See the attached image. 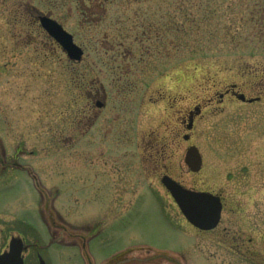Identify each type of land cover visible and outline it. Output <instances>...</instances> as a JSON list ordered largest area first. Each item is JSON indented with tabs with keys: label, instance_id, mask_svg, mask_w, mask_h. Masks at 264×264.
Masks as SVG:
<instances>
[{
	"label": "rangeland",
	"instance_id": "374dc122",
	"mask_svg": "<svg viewBox=\"0 0 264 264\" xmlns=\"http://www.w3.org/2000/svg\"><path fill=\"white\" fill-rule=\"evenodd\" d=\"M21 1L61 9L51 16L84 49L83 60L71 61L36 26L10 25L3 9ZM83 1L0 3V138L10 153L18 144L26 153L17 161L44 181L51 226L25 177L14 189L0 186V251L19 235L29 248L25 264H37V254L46 264H264V191H244L239 201L227 174L235 140L264 138V99L206 107L233 84L247 98L264 90V0H112L110 12L97 16L83 13ZM169 19L180 28L176 37L165 27ZM158 32L165 37L154 44ZM197 106L202 114L188 131L183 118ZM152 143L161 149L160 176L149 158ZM190 145L203 156L198 173L184 161ZM104 169L112 173L110 190L93 178ZM166 173L188 189H224L222 225L192 227L161 183ZM27 214L41 221H21ZM63 228L78 234V246L58 244ZM239 231L253 243L237 247Z\"/></svg>",
	"mask_w": 264,
	"mask_h": 264
},
{
	"label": "flooded vegetation",
	"instance_id": "af4514ba",
	"mask_svg": "<svg viewBox=\"0 0 264 264\" xmlns=\"http://www.w3.org/2000/svg\"><path fill=\"white\" fill-rule=\"evenodd\" d=\"M2 2V0H0V3ZM3 2H6V0H3ZM106 3V2H105ZM108 6V3H106ZM19 7L16 8H4L3 9V13L12 15L10 16V25L13 26H25L27 27V31L32 30L34 26H36V30L38 29L40 32H42L43 34H46L48 36V34L46 33V31L42 28L41 23H40V17L42 15H47L51 18H53L51 16V14L53 13H58L61 11V9H54L56 10V12L54 10H49L48 8L46 9V7L44 6H36V5H32V4H28L25 5L23 7V1L20 2ZM105 5V4H104ZM107 6H103V3H99V5H91L88 6L86 8H84L83 13H89V14H107L108 12H110L109 7ZM16 15V16H15ZM27 16H30L31 18V22L27 23L28 20H30V18H27ZM54 19V18H53ZM56 20V19H55ZM58 21V20H57ZM154 42V41H153ZM155 43V42H154ZM156 48V46H155ZM149 54V52L151 51L150 49L146 50ZM143 55V54H142ZM137 56V62L138 64L143 63L144 61V56ZM126 68L124 67V72H125V76L127 75L126 73ZM240 94H244L241 91V88H239L237 85L233 84L230 87L226 88L223 92H219L216 94V98H209L206 102V107H210L213 104H222L225 101H233V102H239L242 105H253L255 103L260 102L261 100L264 99V90H262L257 96H255L254 98H245V100H240L239 99V95ZM250 99H254V101L249 102ZM127 110V109H126ZM202 114V108H200V106L195 107L193 110L190 109L186 114L185 117L183 118V123L184 125H188V123L190 122V120H192L194 123L196 121V119ZM245 137V136H243ZM235 142V146H234V151H232V155L235 158L234 163L231 167H233L234 171H230L227 172L228 177L230 178V181H233V188L235 190L238 191L239 195H237V197L240 199L239 201H241V195L243 193V196L247 195L246 192L244 191H256V190H261L264 191V138L259 139L258 141L256 139H252V138H238L237 140L234 141ZM158 145L152 143L150 144V148L152 149V151L149 154V158L153 159L154 161V172L158 173V176H160V154H161V149H159V147H157ZM0 186H2V188H7V189H14L16 186V179L20 178H26V185L31 187L33 189V193H35L36 195H39L40 200H41V219L42 222H46L48 224V226L51 228L50 223H49V214L47 212V202L48 199H46L42 193L43 190V186L45 187V183L44 181L40 180L39 178H37V172L35 171L34 167L31 166H23L21 165L18 161V154H20L19 152H21V154H25V151H21L20 150V146L17 144L15 146L12 145V148H14L13 152H9L4 144V142L2 141V139L0 138ZM156 147V148H155ZM9 153V154H8ZM223 153V160H225V156L224 153L226 152H222ZM20 156V155H19ZM8 157H10L8 159ZM204 164V162H203ZM225 164V163H223ZM226 174V175H227ZM164 175H168L163 174ZM93 178L96 179H100L103 182H99L98 187L100 190H102V188H104V190H110L111 187V182H112V173L110 171H108L107 169L104 170H100L98 172H94L93 173ZM161 180V177H160ZM64 181V180H63ZM226 186L225 181H222V184H220V188H224ZM228 187H230L228 185ZM153 188V187H152ZM101 192V191H98ZM217 196L220 198L221 204H222V214H221V219L220 222L217 226V228L219 226L222 225V215L223 212L225 210L226 207V203H227V199H228V194H226L224 192V189H221V191H219V193L217 194ZM257 205V203L255 204ZM254 205V206H255ZM3 210V209H2ZM10 210V209H8ZM4 213H7L3 210ZM259 212L261 214H263V210L259 209ZM259 213V214H260ZM11 215H13L12 213H9ZM4 215V214H3ZM58 218L62 219V221L67 222L65 215H63V213H57ZM256 216H257V210L254 208V212H251V216L250 219L254 218L255 222H256ZM0 217H1V211H0ZM21 221H26V222H31V221H41L39 219L36 218V216L27 214L24 216H20L19 217ZM10 223H16V219L15 216L13 215L12 220H8ZM54 222V221H53ZM12 226L14 224H11ZM257 225L260 226V224H255V227H257ZM264 225V224H262ZM258 226V227H259ZM12 228V227H11ZM10 228V229H11ZM252 228V226H251ZM252 228L251 231L255 230V231H260L258 228L254 229ZM91 230V229H90ZM104 230L99 231L96 235L89 237L88 238V242L86 243V245L90 244V241L96 237L99 236ZM63 232V234L65 235V233L67 234V237L69 235L72 236H76L73 237L72 239H68L67 237H65L64 235L61 236H57L59 237V239L57 240L58 244H62L64 246H78V234L74 231V233L71 234V232L66 229L63 228V230L61 231ZM210 232V231H209ZM57 233H59V230L57 231ZM226 233L227 232L226 228L224 229V231L222 232V238H226ZM255 235H257V233L255 232ZM22 238L21 236H14V235H9L10 240L12 238ZM264 237V236H262ZM23 242L25 243V247L26 249L24 250L23 255L25 254V252L29 249L28 246L26 245V241L24 238ZM236 242L237 247H240L241 245H245L249 243H253V239L249 240L248 242L245 241V235L241 234V231H239V234L237 236H234V238ZM10 240L8 242V244L6 245V247L4 249H2L0 251V255L4 252H7L9 250V243ZM83 255V254H82ZM40 258L41 256L39 254H37V260L38 263L40 262ZM111 258L109 260H107V262L105 263H110ZM26 263V257L24 255V264Z\"/></svg>",
	"mask_w": 264,
	"mask_h": 264
},
{
	"label": "water",
	"instance_id": "95a60500",
	"mask_svg": "<svg viewBox=\"0 0 264 264\" xmlns=\"http://www.w3.org/2000/svg\"><path fill=\"white\" fill-rule=\"evenodd\" d=\"M40 21L42 27L62 47L71 61L79 62L82 60L83 49L74 43L73 36L62 25L47 16H41ZM239 98L244 100L245 96L242 94ZM102 105L97 104L98 107ZM191 128L192 121L188 125V129ZM185 139H188L187 135ZM185 163L192 172L201 170L202 156L197 147L191 146L187 150ZM162 183L170 192L188 222L202 231H209L217 227L222 211V205L217 196L186 189L169 176H164ZM23 249L22 239L13 238L10 242L9 252L0 255V264H24ZM39 264L46 263L41 259Z\"/></svg>",
	"mask_w": 264,
	"mask_h": 264
},
{
	"label": "trees",
	"instance_id": "16d2710c",
	"mask_svg": "<svg viewBox=\"0 0 264 264\" xmlns=\"http://www.w3.org/2000/svg\"><path fill=\"white\" fill-rule=\"evenodd\" d=\"M86 2L84 3V1H83V6L82 7H84V8H86V7H88V6H91L92 4L93 5H99V3H103V6H107V4L106 3H108V5L110 4V2L112 1V0H85ZM87 2H90V4L88 5L87 4ZM106 2V3H105ZM105 4V5H104ZM213 13V12H212ZM84 14H86V15H94V16H97V15H99V14H89V13H84ZM104 15V14H103ZM183 16L185 17V19H184V21L186 20H188V18H189V20H190V22H191V20H192V18L191 17H189V14H187V12H183ZM188 17V18H187ZM168 24H166L165 25V27H168V28H170L171 29V32H172V37H176V32H179V30H180V28H179V26H178V24H177V22H176V20L174 19V20H172V19H169L168 21ZM192 22L194 23V20H192ZM182 26V25H181ZM162 31V30H161ZM167 32V30H165V33ZM142 37H144L145 38V40H147L148 42H150L153 38H151V40H150V38L146 35V34H144ZM164 37H165V34H164V32H162L161 33V38L162 39H160V33L158 32L156 35H155V38L153 39V41L155 42L154 44H159V42L162 40H164ZM151 43V42H150ZM153 43V42H152ZM153 45V44H152Z\"/></svg>",
	"mask_w": 264,
	"mask_h": 264
}]
</instances>
